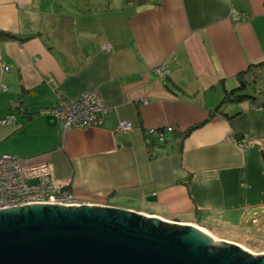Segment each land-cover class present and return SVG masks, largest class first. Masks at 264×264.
<instances>
[{
    "label": "crops",
    "instance_id": "1",
    "mask_svg": "<svg viewBox=\"0 0 264 264\" xmlns=\"http://www.w3.org/2000/svg\"><path fill=\"white\" fill-rule=\"evenodd\" d=\"M262 67L264 0H0V154L91 204L264 235ZM90 90L103 123L65 130L49 109Z\"/></svg>",
    "mask_w": 264,
    "mask_h": 264
},
{
    "label": "water",
    "instance_id": "2",
    "mask_svg": "<svg viewBox=\"0 0 264 264\" xmlns=\"http://www.w3.org/2000/svg\"><path fill=\"white\" fill-rule=\"evenodd\" d=\"M0 264H264V252L131 209L31 202L0 208Z\"/></svg>",
    "mask_w": 264,
    "mask_h": 264
},
{
    "label": "built area",
    "instance_id": "3",
    "mask_svg": "<svg viewBox=\"0 0 264 264\" xmlns=\"http://www.w3.org/2000/svg\"><path fill=\"white\" fill-rule=\"evenodd\" d=\"M103 48L106 51L112 50L109 44H104ZM158 72L163 74L165 70L158 68ZM108 109L99 93L90 90L76 100H69L60 95L56 106L49 110L62 122L65 130H70L100 126ZM132 128L130 121L121 120L117 129L124 131ZM159 137L164 138L162 132H159ZM29 161L9 154H0V208L31 202L90 203L67 191L66 186L56 180L49 162Z\"/></svg>",
    "mask_w": 264,
    "mask_h": 264
},
{
    "label": "rangeland",
    "instance_id": "4",
    "mask_svg": "<svg viewBox=\"0 0 264 264\" xmlns=\"http://www.w3.org/2000/svg\"><path fill=\"white\" fill-rule=\"evenodd\" d=\"M261 216L262 214H260V216L258 217ZM262 222H264V218H262ZM254 226L255 222L253 221V217L251 216L248 221L243 223L242 225H222L212 228L215 231L214 234L219 240H229L230 242L241 244L256 253L264 252V235L260 230L254 232ZM258 228L261 229L260 227Z\"/></svg>",
    "mask_w": 264,
    "mask_h": 264
},
{
    "label": "trees",
    "instance_id": "5",
    "mask_svg": "<svg viewBox=\"0 0 264 264\" xmlns=\"http://www.w3.org/2000/svg\"><path fill=\"white\" fill-rule=\"evenodd\" d=\"M262 68L264 69V67H262ZM246 84H247L246 80L241 81L239 88H236L235 90H233L229 93L227 92L225 98L218 104V106L215 108L214 112H220L221 111V113H222V107L225 104H227L228 101H231V100L240 101V100L244 99L245 97H249L250 96L249 94H245V93L240 94L239 92H237L238 90L246 87ZM242 91H245V88ZM161 227L169 228V229H179V228H177V226L175 224H170V223H162Z\"/></svg>",
    "mask_w": 264,
    "mask_h": 264
}]
</instances>
